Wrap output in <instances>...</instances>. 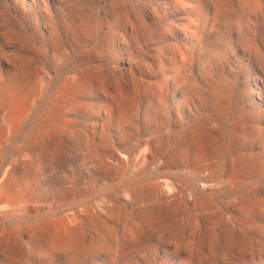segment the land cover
Wrapping results in <instances>:
<instances>
[{
	"label": "rangeland",
	"instance_id": "1",
	"mask_svg": "<svg viewBox=\"0 0 264 264\" xmlns=\"http://www.w3.org/2000/svg\"><path fill=\"white\" fill-rule=\"evenodd\" d=\"M0 264H264V0H0Z\"/></svg>",
	"mask_w": 264,
	"mask_h": 264
},
{
	"label": "bare ground",
	"instance_id": "2",
	"mask_svg": "<svg viewBox=\"0 0 264 264\" xmlns=\"http://www.w3.org/2000/svg\"><path fill=\"white\" fill-rule=\"evenodd\" d=\"M48 132V134L50 135V134H52V133H50V131H47ZM44 134H45V132H44ZM44 134H43V136H44ZM47 135V134H46ZM50 138V137H49ZM52 138V137H51ZM54 139V138H53ZM52 140V139H51ZM53 141V140H52ZM152 145V144H151ZM153 145H154V143H153ZM153 147V146H152ZM69 238V235H67L66 236V240Z\"/></svg>",
	"mask_w": 264,
	"mask_h": 264
}]
</instances>
